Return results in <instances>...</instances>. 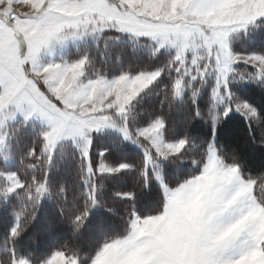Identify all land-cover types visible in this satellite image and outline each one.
Here are the masks:
<instances>
[{
    "label": "snow or ice",
    "instance_id": "1",
    "mask_svg": "<svg viewBox=\"0 0 264 264\" xmlns=\"http://www.w3.org/2000/svg\"><path fill=\"white\" fill-rule=\"evenodd\" d=\"M0 264H264V0H0Z\"/></svg>",
    "mask_w": 264,
    "mask_h": 264
},
{
    "label": "trees",
    "instance_id": "2",
    "mask_svg": "<svg viewBox=\"0 0 264 264\" xmlns=\"http://www.w3.org/2000/svg\"><path fill=\"white\" fill-rule=\"evenodd\" d=\"M256 98L259 99V94H258V93L256 94ZM221 142H223V141H221ZM257 162H258V161H257ZM66 240H67V238H65V241H66Z\"/></svg>",
    "mask_w": 264,
    "mask_h": 264
}]
</instances>
